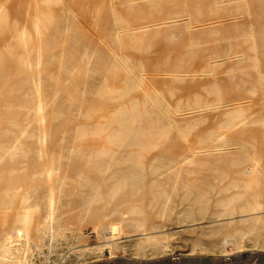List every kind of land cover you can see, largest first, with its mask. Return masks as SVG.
<instances>
[{"label": "rangeland", "instance_id": "obj_1", "mask_svg": "<svg viewBox=\"0 0 264 264\" xmlns=\"http://www.w3.org/2000/svg\"><path fill=\"white\" fill-rule=\"evenodd\" d=\"M112 2L0 0L9 7L0 14V208L15 209V197L24 196L39 206L40 217L53 188L60 221L72 229L55 243L56 264L62 256L74 264L72 252L80 248L74 246L84 242L134 245L146 236L167 237L165 253L228 254L239 250L225 249L223 236L248 229L258 216L247 239L259 246L244 249L264 252V209L240 213L248 195L235 201L231 215L221 204L244 191L233 183L249 179L248 144L264 154V0ZM189 19L194 27L187 29ZM24 26L26 45L18 43ZM124 52L128 67L113 55ZM255 57L260 76L252 67ZM145 90L158 92L172 111L154 107ZM240 103L247 123L224 131L223 120ZM118 111L136 120L127 122L129 140L110 146L106 135L117 126L111 122ZM147 129L166 137L137 152L138 135ZM192 151L193 162L184 163ZM131 205L139 211H129ZM141 215L148 229L134 226ZM121 253L165 254L148 246L111 255Z\"/></svg>", "mask_w": 264, "mask_h": 264}, {"label": "bare ground", "instance_id": "obj_2", "mask_svg": "<svg viewBox=\"0 0 264 264\" xmlns=\"http://www.w3.org/2000/svg\"><path fill=\"white\" fill-rule=\"evenodd\" d=\"M58 1H63V0H58ZM112 1L113 0H110L111 3H113ZM186 1L188 2V0H185V2ZM246 7H247V5H246ZM8 10H9V7L5 6V4L0 5V14H3L5 12H7ZM69 10L71 11V9H69ZM111 11L115 16H117L118 12L116 11V9L114 7H111ZM116 18H118V16ZM185 23H186L187 29L189 27H191V28L194 27L193 23L191 22L190 19L186 20ZM148 24H150V23H148ZM148 24H143L140 28L145 29L147 26H149ZM35 28H37V29L39 28V23L35 22ZM136 28H139V27H135V29ZM116 35H117L116 40H117L118 44L120 45L122 43L121 34H120V32H117ZM25 36H26V31H25V26H24L22 31H20V33L18 34V43H21L22 45H26L28 42L25 39ZM247 37L252 38V33H249L247 35ZM8 44L9 43H6V45H8ZM113 55H114L115 60L118 62V64H120V66L128 67L129 59H131V58H130V56L127 55V53H125V52L121 53V54L114 53ZM250 58H251V56H250ZM216 62L217 61H215V60L212 62H209V63L207 62L206 65L208 67H211L212 63H216ZM252 67L257 71V73L260 76V72L258 71V62H257L256 57L253 58ZM262 78H264V76ZM141 80H142V78H141ZM145 93L148 97L150 96V98L153 100V106L154 107H157V108H160L162 106L165 107L166 103L164 102V99H162V97L159 95L158 92L153 91V94H152V93H149L145 90ZM243 105H245V104H243ZM243 105H241V103H240V105H238V107L236 109V113H235V115H233V117H232V115H230L229 118L227 117V119L223 120L222 127H223L224 131L228 132L231 129H234V128L236 129V127L238 128V127L243 126L247 123L249 114H247V111H246L247 107H245ZM248 106L250 107L251 105H248ZM125 108H127V107H125ZM166 109L172 111L168 105H166ZM38 110H39V112H41V110H42L41 104L38 106ZM129 114H130V117H128L122 111H118V113L117 112L115 113L111 123L116 124L117 126H112V129H110L112 131H108V133L106 135L108 144L110 146L111 145L121 146L122 143H125L124 141L127 140L129 138V136L131 135V134L129 135L130 128L127 126V122L136 120V115L131 114V113H129ZM259 117H261V116H259ZM170 120H172V119H170ZM250 120H251V118H250ZM262 121H263L262 123L264 125V120H262ZM263 133H264V131H263ZM224 134H225V132L222 133L223 136H224ZM41 137H43V135L39 137L40 141L42 139ZM165 137H166V132L159 131L156 129H147L146 131L140 132V134L138 135V142H137V147L139 148V150L137 152H141L145 149H150L148 147H154L156 145V143H155L156 141H158L159 139H163ZM179 137L186 142L188 140L187 133L183 129L179 130ZM105 146L106 145H104V147ZM241 146L244 148H247V146L245 144H243ZM248 146L253 147V150L252 151L250 150L252 153H250L249 151L245 152V158L250 163V165L248 164L249 166L245 169V172L248 174L249 179L244 180V178H243V180L240 181V183L239 182L233 183L234 186L243 187L244 191L242 193H238L237 195L230 197L227 200L222 201V203H221L223 206V212L228 213L230 215L233 214L235 209H236L234 206L235 201L237 199H239L240 197L245 196V195H248L249 198H247V200L244 203L242 202L243 204L240 206V209H239L240 213L259 212L260 210L264 209V189L261 188L262 186L264 187V181L261 180V179H264V154H262L259 151V149H258L259 145L258 144H254V143L250 142V144H248ZM261 149H263V146ZM110 150H111V147H110ZM103 151L105 152V150H103ZM243 152H244V150H243ZM193 155H194V151H192L191 155L185 156L184 159L187 161L184 163H189V162L192 163L193 162L192 159L194 157ZM180 166H183V163ZM175 168L177 169L180 167L176 166ZM11 197L12 196H10V198ZM14 197H15V195L12 197V199L17 198V200H18L17 201L18 204L16 205L17 207H15V209H12L11 207H1L0 208V264H56L57 257L54 254L55 243H58L60 240L67 238V236H68L67 233H69L71 226L69 228V227L63 225L60 221V215H58L56 212L57 208L55 209L56 199L53 196V188H51L50 195L47 199L46 211H45V213L43 211L44 215H42L40 217L38 216L39 206L37 204L36 205H33V204L28 205L27 204L28 198L24 197V196H21V197L18 196L19 199H18V197H15V198ZM197 199L200 200V202H201L200 208H201V210L204 211V209L206 207H205V202L203 201V196L198 195ZM2 200H0V201H2ZM190 205H192V203ZM129 211L138 212L139 210H138L136 205H131L129 207ZM222 214H224V213L219 212V213H217V216H220ZM258 220H259V216L253 218L251 221L252 223H251L250 227H248V229H246V230L238 229L234 233H231L230 231L227 232L223 236L224 248L226 249V247L229 245H234L237 250L248 248V247L257 248L259 245L250 244V242L247 239V235L250 234L252 231L257 229V227L259 226ZM260 221H261V219H260ZM101 222L102 221H100L98 224L94 225V231H98L99 228L101 226H103L101 224ZM149 224L150 223H149L148 219L143 215L142 218H140L136 221L134 226L138 227V228L146 227V229H148L147 227L149 226ZM71 230H70V235H71ZM78 230H80V228ZM104 236H106V235H104ZM80 240H81V238H80ZM169 240H170V238H169ZM148 246H151V247L157 249L158 251H160L162 253H165L168 250H170V244H169V241L167 240V237L146 236V237L140 239L139 241H137V243L134 245H127V244H123L122 242H111L110 240L101 241L97 245H88L84 242L82 245L74 246L75 248L76 247L77 248L80 247V248L73 250L72 254H74V256H75V258H74L75 263L74 264H77V263H81V262L85 261L88 257H91V256L93 257V256H97V255H102L105 253H110V255H111V253L116 251L118 248H123L124 250H126L128 247H133L135 249V252L139 253V252H143L145 250V248ZM74 247H72V248H74ZM59 263L60 264H70L68 261V258H64L63 256L60 257Z\"/></svg>", "mask_w": 264, "mask_h": 264}, {"label": "crops", "instance_id": "obj_3", "mask_svg": "<svg viewBox=\"0 0 264 264\" xmlns=\"http://www.w3.org/2000/svg\"><path fill=\"white\" fill-rule=\"evenodd\" d=\"M262 250V249H260ZM244 249L231 253L171 251L154 256L114 254L92 259L91 264H264V252Z\"/></svg>", "mask_w": 264, "mask_h": 264}, {"label": "built area", "instance_id": "obj_4", "mask_svg": "<svg viewBox=\"0 0 264 264\" xmlns=\"http://www.w3.org/2000/svg\"><path fill=\"white\" fill-rule=\"evenodd\" d=\"M106 254H109V253H106ZM110 255V254H109ZM81 264H91V262L89 261V262H83V263H81Z\"/></svg>", "mask_w": 264, "mask_h": 264}]
</instances>
